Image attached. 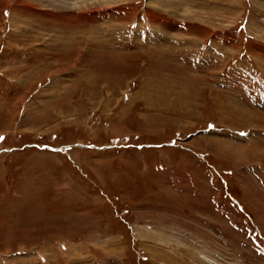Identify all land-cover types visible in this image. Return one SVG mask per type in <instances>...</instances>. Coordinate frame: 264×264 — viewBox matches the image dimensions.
I'll return each mask as SVG.
<instances>
[{"label":"rangeland","instance_id":"rangeland-1","mask_svg":"<svg viewBox=\"0 0 264 264\" xmlns=\"http://www.w3.org/2000/svg\"><path fill=\"white\" fill-rule=\"evenodd\" d=\"M0 264H264V0H0Z\"/></svg>","mask_w":264,"mask_h":264},{"label":"crops","instance_id":"crops-1","mask_svg":"<svg viewBox=\"0 0 264 264\" xmlns=\"http://www.w3.org/2000/svg\"><path fill=\"white\" fill-rule=\"evenodd\" d=\"M166 7H168V6H166ZM157 40H159V39H157ZM213 45L214 44L207 45L205 48V42H203L199 48L197 47L198 51L200 50L198 53H197L196 49H194L195 47H192V48L189 47L190 51L187 50L188 52H187V56H186L188 61L190 63H192L193 66H201L202 70H204L205 72H207V70L209 71V69H211V70L214 69V61H215V58H217V55H215L216 57L214 56V53L212 50ZM202 51H203V55L201 56L200 53H202ZM204 71L201 74H204ZM210 72L211 71H209V73Z\"/></svg>","mask_w":264,"mask_h":264}]
</instances>
